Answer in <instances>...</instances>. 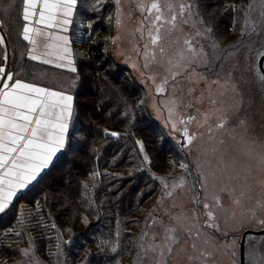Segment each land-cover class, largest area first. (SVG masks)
Wrapping results in <instances>:
<instances>
[{
  "label": "snow or ice",
  "instance_id": "6c2138e0",
  "mask_svg": "<svg viewBox=\"0 0 264 264\" xmlns=\"http://www.w3.org/2000/svg\"><path fill=\"white\" fill-rule=\"evenodd\" d=\"M104 3L105 0H94L91 10L98 12ZM114 3L118 34L112 43L117 44L120 39L119 30L125 25V17L127 21L135 18L136 27L131 32L135 40L132 52L143 61L139 65V69H142L141 75L151 72V75H146L145 78L155 84L156 93L170 92L166 103V124L181 133L184 140L182 147L190 151L194 142L203 135L197 131L190 132L189 126L193 124L198 129L205 128L209 140L215 141L219 146L224 145L225 141L217 137V133L228 135L230 126L232 131H235L236 127L247 130L245 119H239L238 123L233 125V116H238L242 107L234 108L232 115L222 108L227 97L230 94L239 95V91L232 72L222 77L213 68L204 51L203 41L211 40L212 28L205 25L197 0H129L133 5L131 12L124 11L122 0H114ZM13 7L17 11L16 19L21 24L19 35L28 45L27 51L21 53V56L26 55L28 60L40 65H50L76 73L77 76L69 85L74 87L79 75L68 33L74 18L83 7V0H19L18 3L14 0ZM231 10L237 11L236 6L232 5ZM251 11L252 5L249 4V10L244 12L242 37L257 31V26L250 19ZM135 13L139 15L134 16ZM260 17V28L264 30V12L260 13ZM108 19L111 21V17ZM4 26L5 21L0 18V31ZM88 27H91V23ZM211 47L218 48V43L213 41ZM0 48L3 49L0 52V214H6L11 210L14 198L19 192L36 181L53 162V158L65 149L74 116V97L68 94L69 89L64 85L47 79L49 73L34 74L30 67L24 65L19 70H6L9 53L3 34H0ZM256 55L257 59L262 61V74L258 76V82L264 87V51L257 50ZM201 67L206 69L207 74L197 73V69ZM220 68H223L222 64ZM154 69H161L163 75ZM194 75L198 79H193ZM209 75H216V79L209 81ZM200 81H205L208 87L196 94ZM213 86L216 92L213 91ZM242 100L241 96V104ZM205 103L208 107L202 111L199 105ZM188 109H194L200 119L197 115L189 114ZM213 118L215 124L212 123ZM177 125L183 127L178 128ZM110 135L117 137L118 133L112 132ZM231 138L235 139L234 136ZM137 143L143 152V143ZM219 146L212 149L213 155L222 152ZM144 161L150 163L147 155L144 156ZM259 163L264 165V153L260 154ZM197 166L203 169L204 163ZM180 167L186 175L189 174L186 161L181 160ZM219 167V193L214 194L210 202L207 195L208 177L203 171L200 172L199 191L204 195H196L193 198L196 206L193 210L194 219L199 223V228L194 231V225L178 228L170 223L165 226L162 234L146 232L144 235L148 236V240L144 241L142 237V243L139 245L141 264H148V261H151V264H171L172 259L178 257L181 252H191L187 256L189 264H215L214 253L201 244L211 243L203 238L205 229L221 231L217 222V211H224L222 196L227 195L235 206H241L244 200L252 198L251 189L247 186L248 177L251 176L250 168L246 169L247 175L242 176L235 170V161L232 169H229L223 156ZM212 175L215 176V173ZM158 179L164 182L163 178ZM185 183V176L179 177L170 188L165 182V188L169 189L166 196L173 197L176 189L183 188ZM259 186L264 191V180L260 181ZM212 187L216 188L217 184L213 183ZM202 199L204 211H199ZM256 204L257 207L264 208V199L257 200ZM181 215H184L183 209ZM201 217L206 219L201 220ZM171 219L174 217H170ZM155 223L154 220L153 224ZM257 223L264 226V220H257ZM148 227L151 228L152 225ZM158 235L160 239H157ZM59 247L58 244L57 248ZM20 251L24 257L30 254V249ZM112 251L115 252L116 247H113ZM24 264L30 262L25 261ZM256 264H264V256Z\"/></svg>",
  "mask_w": 264,
  "mask_h": 264
},
{
  "label": "trees",
  "instance_id": "16d2710c",
  "mask_svg": "<svg viewBox=\"0 0 264 264\" xmlns=\"http://www.w3.org/2000/svg\"><path fill=\"white\" fill-rule=\"evenodd\" d=\"M18 1L15 0L16 3ZM107 1L105 0V4ZM7 2L11 9L8 13L11 19L7 21V31L4 29L3 31L8 48L12 52L11 70H19L24 65L30 67L34 74L51 75L52 71L49 67L21 56L26 50L25 43L19 37L21 24L16 19L14 0ZM197 2L205 25L212 28L211 38L219 37L218 48L211 47L212 40L206 44L209 55L223 57L239 52V55L248 54L255 60L257 50L264 51V30L260 28L258 22L254 23L257 31L252 36L238 35L244 27V22L243 27L241 26V9L245 0H197ZM247 2L249 3L250 0ZM92 4L91 1L85 2L80 8L74 18L73 29L83 9L91 10ZM232 5H239V10L237 6L238 11L233 12ZM253 8L254 6L252 11ZM112 12L109 26L114 28V5ZM89 17L91 16H81L84 20L91 21L92 17ZM110 34L111 30L109 31L105 26L94 34L91 29H87L85 42L79 44L86 58L81 59L74 53L79 81L77 85L75 84L73 93L74 116L69 128V144L43 175L17 196L11 210L0 215V231L7 230L0 242V251L4 255H17L18 247L23 249L29 246V249L39 254L43 252L47 254L50 251V257L54 258L55 264H66V259H71L73 264H77L78 260L84 262L81 253L75 252L74 243L81 240L84 246L87 245L88 240L95 238L93 233L100 232L102 223V220L95 222L90 220L93 216L100 217L96 209L93 211L89 208L90 195L98 194L96 200L101 206L99 212L102 208L109 209V215L114 220L118 215L131 213V208L127 206L135 204V195L142 187L138 183H141V179L145 176H151V172L145 175L139 170V166L136 168L134 158L137 153L134 154L133 150L137 148L139 137L143 139L145 148L152 152L160 145L163 128L147 110L144 87L137 82L131 69L122 67L114 57L112 46L106 41L108 36L110 38ZM223 49L226 51L221 52ZM88 73L92 75L93 81L89 80ZM72 74L77 76L76 73ZM112 132L118 133V137L111 136L109 133ZM78 135L79 139L75 140ZM167 145H169L168 140ZM157 159L160 160L158 164L160 168L164 164V158L159 156ZM129 167H131L130 171H128ZM124 170H126L125 174H121ZM90 176L92 181L89 180ZM102 194L105 196L101 197ZM20 206H24L26 210L23 213L32 216L25 214L19 217L17 212ZM91 214L93 216H90ZM34 220L39 225L48 226L44 227L46 230L44 236L35 230ZM56 229L59 232L57 237L60 238L59 249L54 239ZM17 233L20 235L17 236ZM67 234L69 240H65ZM141 242L140 238L134 249L135 260L130 264H141L138 255L141 252L139 248ZM246 242L247 237L243 258L245 262L247 261ZM118 249L119 246L113 256L118 255ZM86 259L85 264L90 258ZM112 260L114 264L113 257ZM110 261L109 258L107 263ZM32 264H41V262L36 258Z\"/></svg>",
  "mask_w": 264,
  "mask_h": 264
},
{
  "label": "rangeland",
  "instance_id": "374dc122",
  "mask_svg": "<svg viewBox=\"0 0 264 264\" xmlns=\"http://www.w3.org/2000/svg\"><path fill=\"white\" fill-rule=\"evenodd\" d=\"M90 1L94 3V0H83V5L85 2L90 3ZM249 4L254 6L252 14H250V19L253 23L258 22V25L260 26V21L262 19L260 13L264 12V0H250L249 3L245 0L242 8L244 11H241V26L243 27V22L245 21L244 12L249 10ZM113 5L114 28L109 26L108 19L109 17L112 18ZM122 5L125 12L133 11V5L129 3V0H122ZM235 6H238L239 10V5ZM138 15L139 13L134 14V16ZM81 16H91L92 20L86 21L81 18ZM89 18L87 19L89 20ZM115 20L116 6L114 0H108L107 4L104 3L96 13L92 10L84 11L83 9V13L80 14V18L77 20L72 31L73 51L79 56V58H86L84 57V53L81 50L82 47H80L79 44H81L82 41L85 42L87 29H91L93 34L96 33L99 28H102V26L107 27L109 31L111 30L110 38L108 36V40L106 39V41H109V45L112 46L113 55L120 65L131 69L137 82L144 87L147 110H149L151 116H153L163 128V137L160 145L154 148L152 152H149L145 148L142 138H137V142L139 141L143 143V152L140 150V144L137 143V148L135 147L136 149L133 150L134 154L137 153L134 158L136 168L139 166V170L145 175H147L148 172H151V176L146 177L143 175L145 177L143 179L140 178L141 183L138 184L142 187L135 195V204L133 203L132 205L129 204V206H127V208H131L130 214L118 215V217L113 220L111 218L112 216L109 215V209L102 208L99 212L98 209H100L99 207L101 206L98 205V201L96 200L98 194L92 193L90 195L89 208L93 211L96 209L100 215V217H95L91 214L90 216L93 217H90V220H93L94 222L102 220V223L100 222L101 230L100 232L95 231L93 233L95 238L93 240H88L89 243L85 246L82 244L81 240L78 242L76 241L74 243L76 248L75 252L81 253L84 262L87 260L86 258H90L87 261V264H112V257L114 259V264H130L132 260H135L134 249L137 241L142 237L144 241L148 240V236L144 235L146 232L149 234L152 232L162 234L165 226L170 223L175 224L178 228H187L194 225L195 227L193 230L195 231L200 225L194 219L193 210L196 206L193 203V198L196 195H200L201 197L204 195L203 192L199 191L200 186L198 181L200 179V172L203 171L204 175L208 177L209 183L207 195L210 202L211 197L214 194L219 193L221 177L219 161L221 156H223L229 169H232L233 162L235 161V170L240 172L242 176L247 175L246 169L250 168L251 176L248 177L247 186L251 189L252 198L244 200L241 206H235L227 195H223L224 211H217V222L219 223L221 231L205 229L203 238L210 240L211 243L210 245L201 244V246L206 247L208 251L214 253L215 264H240L239 243L242 233L247 229L261 230L264 228V226L257 223V220H264V208H259L256 204L257 200L264 199V191H262L259 186L260 181L264 180V165L259 163V156L261 153H264V87L258 82V76L262 74L258 67V59L253 60V57L248 54L239 55V52L230 53L223 57L211 56L206 49V44L209 40L203 41L205 44L204 51L207 53V57L211 61L213 68L219 72L222 77L226 76L228 72H232L239 91V95L233 96L230 94L227 97L225 104L222 105V108L227 109L228 114L232 115L234 108L242 107V111H240L239 115L233 116V125L237 124L239 119H245L247 121V130L245 131L242 128L236 127L235 131H232L230 126L228 135H225L223 132L217 133V137L223 138L225 141L224 145L219 146L215 141L209 140L205 128L198 129L196 125L193 124L189 126L190 132L197 131L203 133V135L194 142L189 151V149L182 147L184 140L181 133L173 130L171 125L166 124L168 118L166 103L170 92L166 91L164 94L156 93L155 84H153L152 80L145 78L146 75H151V72L141 75L142 69H139V65L142 64L143 61L139 60L132 52L135 40L131 36V32L136 27L135 18L132 21H127V18L125 17L126 22L124 27L119 30L120 39L117 41V44L112 43V40L118 34ZM98 21L101 23H97ZM89 23H91V27H88ZM241 31L242 30L238 32V35L241 34ZM106 35L107 32L105 33V36ZM250 36H252V34ZM218 39L219 37L217 36L211 38L212 42H217ZM224 51H226V49H223L221 52ZM221 64L223 65L222 69L220 68ZM134 65H136V67H134ZM154 71L160 72L161 76L163 75L161 69H154ZM197 73L207 74V71L205 68L201 67L197 69ZM88 75L89 80L93 81L94 79L91 77L92 75L90 73H88ZM75 77L76 76L72 74V81ZM193 79H198V77L194 75ZM214 79H216V75L209 76V81ZM78 81L79 79L75 80L76 85ZM159 82L160 76L157 77V83ZM207 87L208 84L205 81H200L197 85L196 94H199L200 91L205 90ZM213 91L216 92L214 86ZM205 96H207V92H205ZM241 96L243 97L242 104ZM199 107L203 111L208 105L205 103L199 105ZM187 111L189 114L197 115V118L200 119L194 109H188ZM215 122V118H213L212 123L215 124ZM177 127L182 128L183 126L177 125ZM233 136L235 139L231 138ZM78 139L79 135L75 140ZM167 140L169 141V145H167ZM244 141H255V143L246 144ZM67 144H69V135ZM217 146L221 147L222 152L213 155L212 149ZM65 149H63L59 155L63 153ZM59 155H56L53 158V162ZM145 155H147L150 163H145ZM159 156L164 158V164L160 168L158 167L160 160L157 159ZM181 160L186 161L189 165V174L187 175L185 174L184 169L180 167ZM200 163H204L203 169L197 166ZM130 170L131 167H129L128 171ZM45 171L46 169L44 172ZM107 171L109 172V170ZM125 171L126 170H124L123 173L121 171V174H125ZM212 173H215V176H213ZM42 175L43 173L40 177ZM181 176H185L186 179L184 187L176 189L173 197H167L166 192L169 189L165 188V182L170 188L171 184L177 182L178 178ZM40 177H38V179ZM91 178L92 177L90 176V181H92ZM158 178H163L164 182ZM93 181L96 180L93 179ZM213 183L217 184L216 188L212 187ZM27 189L20 191L19 194L25 192ZM104 196L105 195L103 194L101 195V197ZM15 199H17V197L14 198V200ZM203 203L204 201L202 199L199 204V211H204ZM173 205H175V207H173ZM23 209L24 206H20L17 212L19 217L24 216L25 214L29 217L32 216L31 214L23 213L26 211ZM182 209L184 210V215H181ZM253 212H255V216H253ZM170 217H174V219L170 220ZM205 219L206 217H201V220ZM154 220L156 221L155 224H153ZM161 221L163 222L161 223ZM35 223L36 220H34V224ZM149 225H152V227L149 228ZM44 227L47 228L48 226L36 223L35 230L44 236L46 231ZM6 233L7 230L0 231V242H2V237H5ZM58 233L59 232L57 231L54 234V239L57 242L56 244L60 245V238L58 239L57 237ZM65 237H67L65 240H69L68 234ZM246 237L247 261L245 263L256 264V262L264 256V233L262 235H247ZM157 239H160V235L157 236ZM118 246V255L113 256L114 252L112 251V248L116 247L117 250ZM20 248L21 247H18L17 255H4V253H1L0 251V264H24L25 261H29L30 264H32L36 261V258L41 264H55V261L53 262L54 258L50 257V251H48L47 254L44 252L39 254L30 249L29 256L24 257ZM29 248L30 247L28 246L23 249ZM190 254L191 252H181L178 257L172 259L171 264H189L187 256ZM107 256L111 259L109 263H107L109 259ZM70 260L66 259V264H73L72 260ZM84 262L78 260L77 264H85ZM148 264H151V261H148Z\"/></svg>",
  "mask_w": 264,
  "mask_h": 264
},
{
  "label": "crops",
  "instance_id": "0c3cea01",
  "mask_svg": "<svg viewBox=\"0 0 264 264\" xmlns=\"http://www.w3.org/2000/svg\"><path fill=\"white\" fill-rule=\"evenodd\" d=\"M10 11H11V9L9 8V4H8L7 0H0V18L4 19V21H5V26H4L3 29L6 30V31H7V28H8L6 26L7 21H9V19H11L10 16L8 15V13H10ZM11 14H13V13L11 12ZM20 28H21V25H20ZM3 29H2V31H0V34L4 35ZM72 29H73V25L71 26L68 35H69V37H71L72 47H73V40H72V31L73 30ZM19 37L22 40V37L20 35H19ZM23 43H25L24 45H26V50H25V52H26L27 48H28V45H27V42H25V41H23ZM8 46L9 45L7 44V41H6V47H7L8 53H9V60L7 62V69L6 70H11L10 60H12V52H11V50H9ZM2 51H3V49L0 48V52H2ZM25 57H26V59H28L26 55H25ZM74 59H75V57H74ZM0 63H2V61H0ZM42 66H46V67H49L51 69L52 74L50 75L49 79L54 80V82L56 84L64 85L65 88L69 89L68 93L73 95V93L75 91V86L74 87H69L70 82L72 81V79H71L72 73L71 72H69L67 69H56V68H54L53 66H50V65H42ZM59 153L57 155H59Z\"/></svg>",
  "mask_w": 264,
  "mask_h": 264
},
{
  "label": "water",
  "instance_id": "95a60500",
  "mask_svg": "<svg viewBox=\"0 0 264 264\" xmlns=\"http://www.w3.org/2000/svg\"><path fill=\"white\" fill-rule=\"evenodd\" d=\"M261 60H258V67L260 69V71L262 72V68H261ZM264 233V228L261 230H250L247 229L245 230L242 235H241V239H240V243H239V263L240 264H245V259L244 258V252H245V240H246V236L247 235H262Z\"/></svg>",
  "mask_w": 264,
  "mask_h": 264
}]
</instances>
